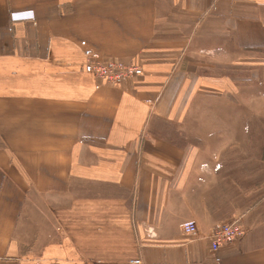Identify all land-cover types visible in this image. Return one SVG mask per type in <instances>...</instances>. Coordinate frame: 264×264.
I'll return each instance as SVG.
<instances>
[{
  "label": "crops",
  "instance_id": "1",
  "mask_svg": "<svg viewBox=\"0 0 264 264\" xmlns=\"http://www.w3.org/2000/svg\"><path fill=\"white\" fill-rule=\"evenodd\" d=\"M263 60L264 0H0V264H264Z\"/></svg>",
  "mask_w": 264,
  "mask_h": 264
},
{
  "label": "built area",
  "instance_id": "2",
  "mask_svg": "<svg viewBox=\"0 0 264 264\" xmlns=\"http://www.w3.org/2000/svg\"><path fill=\"white\" fill-rule=\"evenodd\" d=\"M84 55V68L92 73L95 77L102 78L114 85L119 84L127 77L140 75L142 69L130 62L118 59H102L101 55L91 49L86 48L83 50ZM182 229L185 233H196L197 226L192 220L183 223ZM244 232L240 218L232 219L228 222L221 223L215 227L210 233V248L212 252H216L221 246L235 241ZM218 261L219 258L216 257ZM131 263L140 264L139 259L130 261Z\"/></svg>",
  "mask_w": 264,
  "mask_h": 264
},
{
  "label": "rangeland",
  "instance_id": "3",
  "mask_svg": "<svg viewBox=\"0 0 264 264\" xmlns=\"http://www.w3.org/2000/svg\"><path fill=\"white\" fill-rule=\"evenodd\" d=\"M83 58H84V55H83ZM263 62H264V60H263ZM83 67H84V65H83ZM142 72H143V70H142ZM134 76H136V75H134ZM130 77H132V76H130ZM255 82L264 84V75L258 81L243 78L242 80L239 81L238 85H240V87H241V86H245L246 83L249 85V84H252ZM108 83H110V82H108ZM110 84H112V83H110ZM119 84H117V85H119ZM243 92H244V88H243ZM233 103H236V104H233L232 107H229L228 105H225V101L223 99H216L211 104H207L205 106L202 104H198V106H194L190 110L189 113L190 114H197V115H203V114H238V115L239 114H257V111L259 109V107L256 106V103H257L256 96L251 97L249 95H246L245 101L243 99H239L238 101L233 102Z\"/></svg>",
  "mask_w": 264,
  "mask_h": 264
}]
</instances>
